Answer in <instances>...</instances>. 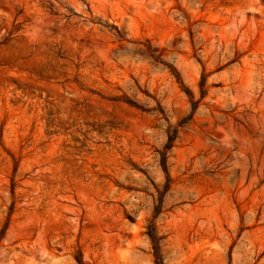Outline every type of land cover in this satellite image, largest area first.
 <instances>
[{
  "label": "rangeland",
  "instance_id": "1",
  "mask_svg": "<svg viewBox=\"0 0 264 264\" xmlns=\"http://www.w3.org/2000/svg\"><path fill=\"white\" fill-rule=\"evenodd\" d=\"M0 264H264V0H0Z\"/></svg>",
  "mask_w": 264,
  "mask_h": 264
}]
</instances>
